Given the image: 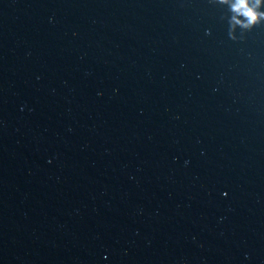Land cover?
<instances>
[{
    "label": "water",
    "instance_id": "obj_1",
    "mask_svg": "<svg viewBox=\"0 0 264 264\" xmlns=\"http://www.w3.org/2000/svg\"><path fill=\"white\" fill-rule=\"evenodd\" d=\"M214 0H0V264H264V24Z\"/></svg>",
    "mask_w": 264,
    "mask_h": 264
},
{
    "label": "clouds",
    "instance_id": "obj_2",
    "mask_svg": "<svg viewBox=\"0 0 264 264\" xmlns=\"http://www.w3.org/2000/svg\"><path fill=\"white\" fill-rule=\"evenodd\" d=\"M226 6L228 15V36L232 40L239 39L237 33L250 31L255 26L264 24V0H214Z\"/></svg>",
    "mask_w": 264,
    "mask_h": 264
}]
</instances>
